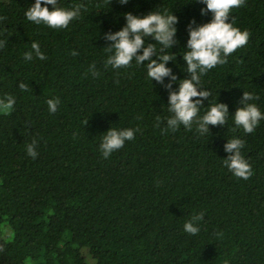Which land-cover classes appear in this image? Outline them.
<instances>
[{
	"label": "trees",
	"instance_id": "16d2710c",
	"mask_svg": "<svg viewBox=\"0 0 264 264\" xmlns=\"http://www.w3.org/2000/svg\"><path fill=\"white\" fill-rule=\"evenodd\" d=\"M34 3L0 0V40L7 42L0 99H15L9 115L0 113V264H264V120L245 133L232 118L244 91L264 112V0L232 10L229 22L249 31V40L201 76L198 90L212 95L200 115L216 102L229 109L228 121L204 135L195 124L164 131L170 77L151 80L147 62L121 69L104 63L112 43L105 34L126 25L125 13L167 9L178 18V43L167 50L176 59L166 62L178 91L179 80L190 78L183 59L188 25L213 19L211 11L201 13L202 0H58L88 8L66 29L29 21L25 12ZM33 42L47 60L24 59ZM93 63L98 77L88 72ZM52 98L60 100L55 113L47 105ZM111 127L140 131L104 158L100 144ZM233 138L245 142L241 154L253 172L247 180L222 162ZM33 140L35 160L26 150ZM197 213L204 219L190 235L184 224Z\"/></svg>",
	"mask_w": 264,
	"mask_h": 264
},
{
	"label": "clouds",
	"instance_id": "9594fccd",
	"mask_svg": "<svg viewBox=\"0 0 264 264\" xmlns=\"http://www.w3.org/2000/svg\"><path fill=\"white\" fill-rule=\"evenodd\" d=\"M122 4L127 0H120ZM206 8L201 9L202 14L208 11L213 13V19L204 24L197 25L193 20L188 25L189 39L186 49L183 52V59L186 61V69L190 73V78L179 80L178 91L171 90L172 82L177 81V76L166 66L169 60L175 61L176 55L169 54L168 49H172L177 44V28L175 25L178 18L165 9L163 12H150L144 16L133 15L131 12L124 14L126 25L116 32H107L105 39L112 43L105 46V52L108 54L104 61L105 66H111L113 69L129 68L132 62L141 65L147 62V76L160 84H164L165 77H170V82L164 85L170 90L168 111L172 113L166 118V127L176 131L181 125L191 131L193 125H196V131L200 135L209 133V125H223L228 121L229 109L227 104L216 102L209 104L207 111L200 115L203 104V98H209L212 92L208 90H198L202 88L201 76L217 65H223L227 62V57L236 50L244 47L250 37L247 30H240L229 22V16L234 8L244 5L245 0H202ZM42 4L44 6H42ZM47 5H52L49 9ZM87 11V5L77 3L72 8L58 6V0H35V3L28 7L25 12L26 18L36 25H46L53 29H66L73 20L80 17L81 12ZM6 17H0L4 20ZM152 37L155 43H146L145 38ZM6 40H0V48L6 47ZM157 44L160 45L157 48ZM32 51L24 54L26 61L33 59V54L40 60H47L48 57L41 51L38 42L31 44ZM142 54H141V51ZM173 53V52H172ZM71 55L77 56L78 52L72 51ZM88 72L93 77H98L100 73L96 69L95 63L89 66ZM20 89L27 90V85L21 82ZM195 98V99H194ZM258 97L252 92L244 91L241 103L244 105L236 110L232 115L235 126L242 128L245 133H253L261 120H264V112L250 101L257 100ZM60 103L59 98L47 100L48 109L51 113L57 111ZM15 99L12 96H6L0 99V113L9 115L14 108ZM156 126L159 127L161 117H156ZM87 124V120L85 121ZM139 128H109L103 136L100 144V151L104 158L122 148L126 141L133 140ZM244 141L239 138L228 140L224 149L229 155L223 159V164L234 176L242 179H249L253 172L251 165L241 154L244 147ZM37 141L33 140L26 145L27 154L35 160L38 156L36 151ZM204 219L203 213L194 214L190 221L184 224V231L190 235L199 233V221ZM222 236V233H218ZM225 264H228L225 261Z\"/></svg>",
	"mask_w": 264,
	"mask_h": 264
},
{
	"label": "rangeland",
	"instance_id": "374dc122",
	"mask_svg": "<svg viewBox=\"0 0 264 264\" xmlns=\"http://www.w3.org/2000/svg\"><path fill=\"white\" fill-rule=\"evenodd\" d=\"M1 226H3V225H1ZM2 228H3V227H2ZM89 262L93 263V260L90 259ZM28 263H29V260L26 262V264H28Z\"/></svg>",
	"mask_w": 264,
	"mask_h": 264
}]
</instances>
